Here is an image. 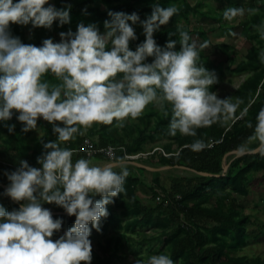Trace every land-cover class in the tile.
<instances>
[{"label":"clouds","instance_id":"clouds-1","mask_svg":"<svg viewBox=\"0 0 264 264\" xmlns=\"http://www.w3.org/2000/svg\"><path fill=\"white\" fill-rule=\"evenodd\" d=\"M70 11L71 5L57 8L49 0H0V122L14 132L15 124L7 122L17 114L27 132L37 128L42 117L57 136L44 143L37 158L41 167L20 159L16 170L6 172L10 183L4 194L21 203L12 210L0 204V264H91L92 228L102 231L101 219L109 215L107 205L125 190L129 168L124 157L103 166L85 157L74 162L73 149L63 142L83 135L94 123L115 121L123 127L150 103L166 113L170 107V135L191 136L200 127L228 121L239 106L210 90L217 76L199 63L205 45H197L188 31L178 41L157 43L154 32L177 12L175 4L154 3L143 21L137 12L110 10L103 33L96 23L80 22L76 31H61L60 41L48 37L39 46L12 34L10 23H31L34 28H51L57 20L60 25L70 23ZM258 11L228 6L223 16L231 21ZM137 22L146 38L133 50L130 42L137 39ZM256 27L264 37V24ZM260 59L264 62V49ZM48 73L59 82L45 80ZM253 142L258 147H252ZM205 146L201 139L190 145L194 150ZM234 151L237 156L264 154V108L252 134ZM45 203H55L76 217L74 226L55 240L63 218H54ZM134 264L175 261L170 253L159 252L137 258Z\"/></svg>","mask_w":264,"mask_h":264},{"label":"trees","instance_id":"trees-1","mask_svg":"<svg viewBox=\"0 0 264 264\" xmlns=\"http://www.w3.org/2000/svg\"><path fill=\"white\" fill-rule=\"evenodd\" d=\"M181 2L179 5H177ZM154 3H160L163 6H169L175 4L177 6V12L171 17L170 21L166 25H162L161 28L154 32V37L157 43L161 46H165L166 42L170 39L179 40L180 34L184 31H188L192 37H205L203 29H191L187 25H182L181 20H187L190 14L201 15V1L196 2L194 5L186 3L184 0H83L76 1L71 5L70 23L60 25L59 21H54L51 28L47 29L50 34L48 37L57 41L51 31H76L77 28H72L70 25L77 22L96 23L100 31L105 30L104 21L110 19L109 11H124L131 14L137 12L141 21L146 19L152 12V5ZM57 8H64L68 5L62 2H57L55 5ZM237 7H244L243 5H236ZM259 9L260 13H255L251 17V21H243L244 36H248L249 31H252L256 23H262L264 17V2L257 3L255 6ZM223 14L218 17H214L215 21H219L223 18ZM131 23V22H130ZM31 24V23H30ZM134 26H140L143 30V25L137 22ZM12 34L18 36L24 43H31L37 46L41 45L43 40L33 42L31 39L26 38L22 31H19L18 26L11 28ZM144 31V30H143ZM48 32V33H49ZM145 34L142 38H137L130 42V47L135 50L136 46L145 40ZM177 50L180 48V44L176 45ZM260 47L251 46L249 50V58L246 62H239L237 65L239 69L247 70L250 73L247 81H244L247 89L239 91L242 93L241 97H247L249 103L245 105V110L240 114L230 125L225 121L214 122L211 125L203 126L197 129V135L191 136V140L182 138L178 143L176 150L171 151L168 146L165 145L167 156H159V162L161 165L173 167L183 166L188 169L194 170L192 176H174L170 179L169 184L157 191L152 189L153 198L157 194H161L164 200H171L178 195L180 199L174 201V204L169 207H163L161 204L151 203L144 204L141 202V195L137 191V187L141 185L139 179L126 177L124 184L130 189L129 197L132 205H136V208L142 213V217L149 218L154 212H162L166 215V222L170 224L171 229L166 231L165 244L169 246V253L174 261L180 260L182 264H264V257H254L248 259L244 256L235 255V252L241 248L248 236L253 235V231H248L244 227V223L247 220L245 215L238 212V207L235 204V200L229 192L220 191L217 187L220 183L232 184V190L238 194H245L247 192L249 175L256 172H261V176L264 179V154L256 152L252 154H244L235 156L230 160H227L228 169L222 175V161L226 153L233 151L238 145L244 142L254 131L256 124V117L259 111L264 108V64L260 58ZM152 58L150 57L149 60ZM199 63L210 71L220 70L221 66H215L210 64L205 57L201 56ZM261 76L263 78H261ZM53 74L48 73L44 76L45 80L52 81ZM260 91H257V82L261 79ZM260 79V80H259ZM256 80V81H255ZM216 83L213 84L210 89H216ZM257 91V92H256ZM237 92V93H238ZM228 98V97H226ZM251 122L253 127H249ZM99 129V141L94 146L105 147L107 145H113L114 147H124L125 151L134 152L138 143L135 145L124 144L121 137L117 138L114 134V128L112 124L98 123ZM110 128V130H109ZM159 128V127H157ZM105 134V135H103ZM112 135L113 137H110ZM196 139L205 141L206 146L201 150H194L190 147L192 142ZM252 147H258V142H253ZM33 153L28 154L24 151V148L20 145V135L12 137L4 147H0V204L8 210L18 209L21 202L12 200L9 196L5 195V189L10 183L7 178L6 172H11L19 167L20 159H25L30 165L41 167L38 162L37 156ZM85 157L92 160H102L103 155L87 156L85 153L73 154V161ZM123 157L120 150L115 152L114 159ZM140 171V168L135 170ZM199 172L213 174L217 176H203ZM154 184L160 186V180L154 179ZM121 196L118 195L114 198L113 202H116ZM215 197L218 202L227 203L225 210H220L217 205L208 207L205 205L210 199ZM97 199L99 197H96ZM107 205L109 215L101 219V227L106 230L108 225L113 226L116 230L122 229V220L113 210L112 203ZM51 209L52 212H61L63 207L56 205L55 203H45L43 205ZM54 218H63V224L59 231L67 230L74 226L75 215L69 214H53ZM164 221L163 219H159ZM201 220L202 223H211L210 240L206 239V230L196 225L195 221ZM229 239V240H227ZM111 240H108L106 246L103 247L106 260L99 259L98 263L92 259L91 264H109V248Z\"/></svg>","mask_w":264,"mask_h":264},{"label":"rangeland","instance_id":"rangeland-1","mask_svg":"<svg viewBox=\"0 0 264 264\" xmlns=\"http://www.w3.org/2000/svg\"><path fill=\"white\" fill-rule=\"evenodd\" d=\"M76 1L83 0H49L51 4L56 5L57 2H62L66 5H73ZM190 5L201 1V15L188 16L187 20H181L182 25H187L191 29H203L205 37H193L197 45L204 44L201 49V56L205 57L210 64L221 66L220 70L213 69L217 76L215 91L219 98H230L233 102H238L236 113L225 123L229 125L240 117V114L246 109L245 105L247 97H241L239 92L247 90L244 81H247L250 73L247 70L238 68L239 62L248 61L249 50L251 46L264 49V37L261 36L257 29V25L264 24V17L262 23H256L252 31H249L248 36H244L242 25L243 21H251L253 14L246 13L244 16H237L233 20H226L224 17L219 21L215 18L223 14V10L228 6L243 5L245 9L250 6H255L257 3H263L264 0H184ZM179 2L177 5H179ZM256 8V7H254ZM260 15L261 12L258 11ZM215 17V18H214ZM79 22L70 25L72 28H77ZM22 31L26 38L33 42L44 40L48 38L50 32L44 27H33L30 23L28 25L10 23V28L17 27ZM137 38H142L144 31L140 26H134ZM105 30H102L103 33ZM49 32V33H48ZM52 36L60 41L61 37L58 31H51ZM67 32V31H66ZM260 59V58H259ZM264 64V62H262ZM261 78H263L261 76ZM260 78V79H261ZM259 79V80H260ZM256 81V80H255ZM261 79L257 82V91H260ZM55 84L59 81L53 77L50 81ZM241 89V91H239ZM239 91V92H238ZM256 91V92H257ZM238 92V93H237ZM14 114L7 123L15 124V131L9 132L4 122H0V147H4L8 141L20 135V145L28 154L34 152L37 156H41L44 151V143L55 140L57 138L53 131V126L42 117L38 120L37 128L31 129L27 132L23 131V126ZM171 119V110L168 108L167 113L161 110L156 103H150L145 107L142 114L134 119L128 120L123 127L116 126L115 121L112 126L115 137H121L124 144L135 145L136 151L126 152L131 157L125 159L129 168V177L137 178L141 181V185L137 187V191L141 195V202L144 204L155 203V196L153 198L152 189L162 191L174 176H192L194 171L183 166H165L159 162V156H167L165 145L174 151L178 147V143L182 138L191 140V135L169 134V122ZM59 123V122H58ZM159 127V128H157ZM110 130V128H109ZM98 123H94L83 135L77 134L74 139L63 142L62 146H67L73 149V154L82 153L84 141H90L93 145L99 141ZM105 135V134H103ZM110 137H113L110 135ZM114 138V137H113ZM113 146V145H112ZM122 147V146H121ZM160 154V155H159ZM123 155V154H122ZM231 154L227 160L235 157ZM124 157V156H123ZM113 160V159H112ZM106 156L102 160H92L93 164L101 166L112 161ZM140 168V171H135ZM119 171V169H117ZM160 180V186L154 184V179ZM218 189L223 192H229L235 200L238 207V212L247 217L244 227L248 231H253L252 236L246 238L245 244L235 252V255L244 256L248 259L254 257H264V179L261 172L252 173L248 178L247 192L245 194H238L232 190V184L220 183L217 185ZM124 191L121 192L120 198L112 203L113 210L122 220V229L116 230L113 226L108 225L106 230L97 231L92 228L90 240L92 241V259L98 263L99 259L106 260L103 252V247L106 246L108 240L110 242L109 248V264H134L135 260L146 259L148 255L159 252L169 253V246L165 244V232L171 229L170 224L166 222V215L162 212H154L149 218L142 217V213L132 205L129 197L130 189L124 184ZM205 205L212 207L217 205L220 210L227 208V203L218 202L213 197ZM61 212H66L63 208ZM58 212H52L57 214ZM66 214H68L66 212ZM163 219L164 221H160ZM201 220H196V225L203 227L206 230V239L210 240L211 223H202ZM91 227V224H90ZM66 230L54 232L53 240L63 235ZM229 240V239H227ZM83 264V262H82ZM175 264H182L180 260H176Z\"/></svg>","mask_w":264,"mask_h":264},{"label":"built area","instance_id":"built-area-1","mask_svg":"<svg viewBox=\"0 0 264 264\" xmlns=\"http://www.w3.org/2000/svg\"><path fill=\"white\" fill-rule=\"evenodd\" d=\"M120 150L121 153L123 154L124 158L125 159H128L130 158L131 156L128 155L126 152H125V148L124 147H114L112 145H107L105 147H96L93 145V143H91L90 141H87L85 140L84 141V144H83V147L81 149V152L82 153H85L87 156H93V155H96V154H99V155H103V157H107L108 159H113L114 158V155H115V152ZM180 199V197L178 195H176L174 198H173V201L171 200H164L163 199V196L161 194H157L155 196V203L157 204H161L163 207H169L171 204L173 205L174 204V201H178Z\"/></svg>","mask_w":264,"mask_h":264},{"label":"water","instance_id":"water-1","mask_svg":"<svg viewBox=\"0 0 264 264\" xmlns=\"http://www.w3.org/2000/svg\"><path fill=\"white\" fill-rule=\"evenodd\" d=\"M256 152H258V151H256ZM256 152H250V153H248V154H252V153H256ZM231 154H234V155H236V153H235V151L233 150V151H231V152H228V153H226L225 155H224V157H223V161H222V175H224V173L227 171V169H228V165H227V157L229 156V155H231ZM237 156V155H236ZM192 171H194V170H192ZM199 174L200 175H203V176H217V175H213V174H208V173H202V172H199ZM57 214H66V212H58Z\"/></svg>","mask_w":264,"mask_h":264}]
</instances>
